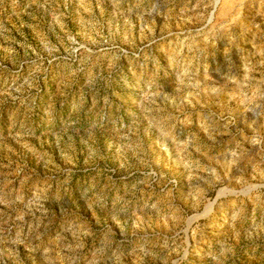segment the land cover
I'll list each match as a JSON object with an SVG mask.
<instances>
[{"label": "rangeland", "instance_id": "374dc122", "mask_svg": "<svg viewBox=\"0 0 264 264\" xmlns=\"http://www.w3.org/2000/svg\"><path fill=\"white\" fill-rule=\"evenodd\" d=\"M0 264H264V0H0Z\"/></svg>", "mask_w": 264, "mask_h": 264}]
</instances>
